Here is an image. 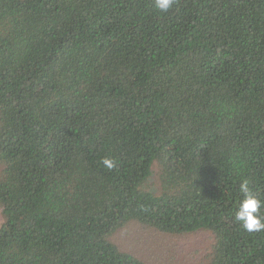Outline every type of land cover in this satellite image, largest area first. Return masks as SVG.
Listing matches in <instances>:
<instances>
[{
  "label": "trees",
  "instance_id": "trees-1",
  "mask_svg": "<svg viewBox=\"0 0 264 264\" xmlns=\"http://www.w3.org/2000/svg\"><path fill=\"white\" fill-rule=\"evenodd\" d=\"M244 180L264 200V0H0V264H146L130 222L264 264Z\"/></svg>",
  "mask_w": 264,
  "mask_h": 264
},
{
  "label": "rangeland",
  "instance_id": "rangeland-1",
  "mask_svg": "<svg viewBox=\"0 0 264 264\" xmlns=\"http://www.w3.org/2000/svg\"><path fill=\"white\" fill-rule=\"evenodd\" d=\"M2 223L0 206V226ZM112 241L146 264H200L207 260L213 237L206 231L170 236L130 222L114 234Z\"/></svg>",
  "mask_w": 264,
  "mask_h": 264
},
{
  "label": "clouds",
  "instance_id": "clouds-1",
  "mask_svg": "<svg viewBox=\"0 0 264 264\" xmlns=\"http://www.w3.org/2000/svg\"><path fill=\"white\" fill-rule=\"evenodd\" d=\"M177 3V0H154L158 11L167 13ZM103 164L109 169L114 167L110 159H104ZM239 192L242 194L237 209L234 214L235 221L239 222L247 232H260L264 230V200L254 194L248 180H244L239 185Z\"/></svg>",
  "mask_w": 264,
  "mask_h": 264
}]
</instances>
